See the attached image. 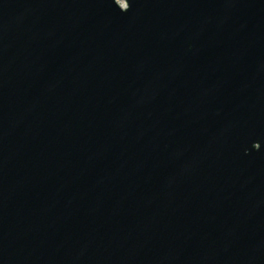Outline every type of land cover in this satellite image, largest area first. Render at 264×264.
Returning a JSON list of instances; mask_svg holds the SVG:
<instances>
[{
    "label": "water",
    "instance_id": "obj_1",
    "mask_svg": "<svg viewBox=\"0 0 264 264\" xmlns=\"http://www.w3.org/2000/svg\"><path fill=\"white\" fill-rule=\"evenodd\" d=\"M0 264H264V0H0Z\"/></svg>",
    "mask_w": 264,
    "mask_h": 264
}]
</instances>
